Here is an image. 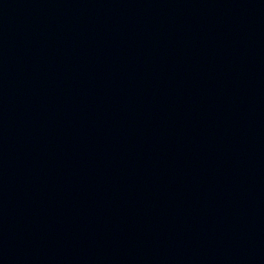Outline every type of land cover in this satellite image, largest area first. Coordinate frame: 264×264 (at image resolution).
I'll list each match as a JSON object with an SVG mask.
<instances>
[{"label": "water", "instance_id": "water-1", "mask_svg": "<svg viewBox=\"0 0 264 264\" xmlns=\"http://www.w3.org/2000/svg\"><path fill=\"white\" fill-rule=\"evenodd\" d=\"M0 264H264V0H0Z\"/></svg>", "mask_w": 264, "mask_h": 264}]
</instances>
